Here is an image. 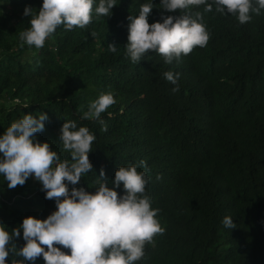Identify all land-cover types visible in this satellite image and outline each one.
Returning <instances> with one entry per match:
<instances>
[{"label": "trees", "instance_id": "obj_1", "mask_svg": "<svg viewBox=\"0 0 264 264\" xmlns=\"http://www.w3.org/2000/svg\"><path fill=\"white\" fill-rule=\"evenodd\" d=\"M115 2L110 16L93 13L71 30L60 25L37 49L19 33L30 27L25 6L38 11L42 0H0V133L25 113L44 112L45 127L35 135L65 160L70 155L58 140L64 120L87 127L95 137L93 167L76 185L87 191L101 169L106 181L119 166L145 171V193L163 231L145 243L136 264H264V9L240 24L215 6L167 12L153 0L149 23L198 11L209 38L171 63L154 50L133 62L124 47L127 18L146 0ZM165 71L179 74L176 91ZM101 92L115 102L99 118L82 119ZM54 210L31 176L11 189L0 176V224L10 233L24 217ZM225 216L233 228L222 224ZM13 258L20 259L10 253L6 260Z\"/></svg>", "mask_w": 264, "mask_h": 264}, {"label": "clouds", "instance_id": "obj_2", "mask_svg": "<svg viewBox=\"0 0 264 264\" xmlns=\"http://www.w3.org/2000/svg\"><path fill=\"white\" fill-rule=\"evenodd\" d=\"M200 4L205 5V12L215 6L216 12L235 15L240 24L251 19L250 13L259 14L264 9V0H160L159 8L177 12ZM114 5L115 0H42L38 11L25 6L23 15L30 17V27L19 33L20 40L39 49L58 26L82 28L93 13L110 16ZM153 7V0H146L139 5L137 15L127 18L124 47L133 62L154 50L165 63H171L194 47L206 45L209 34L200 12L162 15L161 21L149 23ZM108 48L116 51L111 44ZM163 78L174 86L172 91L177 90L178 73L165 71ZM114 102L111 92H101L81 118H99ZM46 119L44 112L37 116L25 113L0 133V176L7 187L23 185L31 176L40 183L45 199L55 203V210L46 218L26 216L11 233L0 224V264H9L6 257L10 253L20 258L11 259L10 264H35L38 257L44 264H136L144 255L145 243L163 231L156 218L158 209L151 206V197L145 193V171H138L136 164L119 166L111 181H106L101 169L91 187L94 191L76 187L82 175L92 170L89 152L95 137L87 127L64 120L58 140L70 159L61 160L49 142H40L35 135L43 131ZM100 123L103 125L102 120ZM144 164L139 161L140 166ZM222 224L233 228L229 216L223 217ZM13 237H21L23 246L17 248Z\"/></svg>", "mask_w": 264, "mask_h": 264}, {"label": "rangeland", "instance_id": "obj_3", "mask_svg": "<svg viewBox=\"0 0 264 264\" xmlns=\"http://www.w3.org/2000/svg\"><path fill=\"white\" fill-rule=\"evenodd\" d=\"M60 132V131H59Z\"/></svg>", "mask_w": 264, "mask_h": 264}]
</instances>
